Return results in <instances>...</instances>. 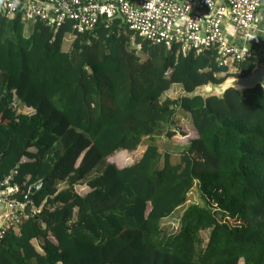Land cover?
Returning <instances> with one entry per match:
<instances>
[{
    "label": "trees",
    "instance_id": "trees-1",
    "mask_svg": "<svg viewBox=\"0 0 264 264\" xmlns=\"http://www.w3.org/2000/svg\"><path fill=\"white\" fill-rule=\"evenodd\" d=\"M71 31L0 15V183L17 171L23 201L48 179L29 196L40 213L0 241V264H264V89L193 95L258 58L230 74L214 49L153 45L121 20ZM173 84L182 95L162 101ZM179 113L197 137L175 156L162 142ZM144 145L131 165L108 161ZM195 188L202 204L187 203Z\"/></svg>",
    "mask_w": 264,
    "mask_h": 264
},
{
    "label": "built area",
    "instance_id": "built-area-1",
    "mask_svg": "<svg viewBox=\"0 0 264 264\" xmlns=\"http://www.w3.org/2000/svg\"><path fill=\"white\" fill-rule=\"evenodd\" d=\"M262 0H0V15L7 19L20 17L23 22H45L57 30L69 24L67 36L95 30L104 21L121 20L133 33L153 45L181 48L184 54L214 49L222 66L234 71L235 64L252 56L246 49L229 45L224 37L223 21L233 24L243 39L257 20ZM205 13L210 15L207 20ZM185 19L183 25L181 21ZM180 22V23H179ZM14 171L0 183V204L6 206L0 241L7 232L22 224L28 216L25 207L37 216L40 209L30 199L15 196L20 186L13 184Z\"/></svg>",
    "mask_w": 264,
    "mask_h": 264
},
{
    "label": "rangeland",
    "instance_id": "rangeland-1",
    "mask_svg": "<svg viewBox=\"0 0 264 264\" xmlns=\"http://www.w3.org/2000/svg\"><path fill=\"white\" fill-rule=\"evenodd\" d=\"M72 42H73V40L65 38L64 44H63V50L64 51H68L70 49V47H71V43ZM132 47H134V46H132ZM257 66H264V65L259 61ZM230 74H234V71L230 72ZM231 78H239V77L231 76V77L227 78V80L231 79ZM210 88H211L210 85L209 86H205L202 89H198V91L196 93H194L193 95L198 94V95H203L205 97V96H208V95H217L219 93V91H216V90H213V89L209 90ZM164 92L165 93H164V96L162 98V101L165 100V99H168V98H171L173 100H177L182 95V91H181L180 85H178V84H173V86H171L170 88L167 87ZM177 119H179V120L181 119L180 121H183V120L186 121L185 120L186 117H183L181 113H179V115L177 116ZM186 126H187L186 123L180 122V125L178 126L180 131L177 132L179 134H177L176 136L173 137V139H174L173 142L175 144L169 143L167 139H163L162 146L165 148L164 144L168 145L165 149L168 152H170L171 154L175 155V156L179 155V152L181 150H183L184 147L181 146V145L188 144L187 141L197 137V133L195 131L187 128ZM145 149H146V145L141 146L139 149H137L138 151H135L133 153H129L125 157V160L123 159V156L121 155V152H120L117 156H115L114 158H110L108 161L110 163H113V164L117 165V166L125 167L126 165H131L136 160H138V158H139L138 156H142L144 151H145ZM32 151H34V150H32ZM64 187H65V184H61L59 186V189H63ZM76 190L81 195H85L87 192L90 191V189L86 186V184L77 185L76 186ZM28 193H29V196H30V194H31L30 191ZM187 203L188 204H192V203L202 204V200H201V198L199 196V193H198L196 188L189 194V200H188ZM181 212L182 211L179 210V211H177L175 213V215L173 217L164 220L162 222V224H161L162 227L167 229V230L170 229L171 227L177 228L178 227V224H177L178 222H176V219L179 218ZM35 217L36 216L33 215V217H31V218H35ZM27 218H30V217H27ZM219 220H222V222H223L224 218H222V216H220ZM226 221L228 223H230V224H233V221L231 219H229V218H226ZM19 227L20 226L12 228L10 230L14 229L15 231H18ZM202 237L204 239V243H206L208 241V235L205 232H203L202 233Z\"/></svg>",
    "mask_w": 264,
    "mask_h": 264
},
{
    "label": "crops",
    "instance_id": "crops-1",
    "mask_svg": "<svg viewBox=\"0 0 264 264\" xmlns=\"http://www.w3.org/2000/svg\"><path fill=\"white\" fill-rule=\"evenodd\" d=\"M216 1L218 3L222 2V0H216ZM204 16L206 17L207 20L210 18V15L208 13H205ZM184 22L185 19L183 18L181 23L180 22L179 23L180 25H183ZM223 32H224V37L226 38V41L228 42L229 45L246 49L249 53L256 56L260 62L261 60H264V0H262L261 7L258 11L257 20L254 27L247 32L246 36L243 39L238 37L233 24H231L227 19L223 21ZM185 120L188 122L187 119ZM186 121L183 120L180 122L185 123ZM186 127L195 131L193 128L189 126ZM173 140L174 139L168 140V142L175 144ZM188 142L189 141H187V143ZM167 146L168 145H165V147ZM6 213H7L6 206L0 204V229L4 224ZM33 245L39 253H42L41 243H39L37 240H34Z\"/></svg>",
    "mask_w": 264,
    "mask_h": 264
},
{
    "label": "water",
    "instance_id": "water-1",
    "mask_svg": "<svg viewBox=\"0 0 264 264\" xmlns=\"http://www.w3.org/2000/svg\"><path fill=\"white\" fill-rule=\"evenodd\" d=\"M261 63L264 65V60H261ZM256 86H260L264 89V66H257L246 77L231 78L221 85H210L211 88L209 90L213 89L219 91L217 96L223 97L224 94L230 89L244 92L245 90L253 89ZM47 180L48 179H45L44 181L39 182L34 188L30 190V193L35 194L36 192H38L42 188L44 182H47ZM25 214L30 218L33 217V214L31 213V207L29 205L25 207Z\"/></svg>",
    "mask_w": 264,
    "mask_h": 264
},
{
    "label": "clouds",
    "instance_id": "clouds-1",
    "mask_svg": "<svg viewBox=\"0 0 264 264\" xmlns=\"http://www.w3.org/2000/svg\"><path fill=\"white\" fill-rule=\"evenodd\" d=\"M208 97V96H207ZM133 153V152H132ZM129 154V152L128 153H124L122 156H123V159L125 160V157L127 156ZM139 158L141 157V156H138ZM138 158V159H139Z\"/></svg>",
    "mask_w": 264,
    "mask_h": 264
}]
</instances>
